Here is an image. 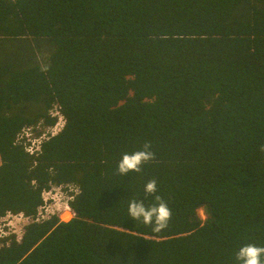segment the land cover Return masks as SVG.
Instances as JSON below:
<instances>
[{
	"label": "trees",
	"instance_id": "trees-1",
	"mask_svg": "<svg viewBox=\"0 0 264 264\" xmlns=\"http://www.w3.org/2000/svg\"><path fill=\"white\" fill-rule=\"evenodd\" d=\"M262 146L264 0H0V216L78 187L74 217L1 238L0 264H238L264 246ZM156 195L161 231L127 210Z\"/></svg>",
	"mask_w": 264,
	"mask_h": 264
},
{
	"label": "clouds",
	"instance_id": "clouds-1",
	"mask_svg": "<svg viewBox=\"0 0 264 264\" xmlns=\"http://www.w3.org/2000/svg\"><path fill=\"white\" fill-rule=\"evenodd\" d=\"M62 124H63V121L59 124V126L57 125V122H56L52 126L45 127L44 134L46 132L45 130L58 129L54 131L53 133H51V135L55 134L57 131H59ZM22 132H25V130ZM25 142L26 140L24 139V143ZM34 148L37 149V146H35ZM261 150H264V146H262ZM153 158H154V153L150 150V144L146 142L143 145L142 149L136 150L132 153L122 154V157L118 161V164H117V171L121 175H127L129 172L139 173L141 171V166L144 163L152 160ZM77 190H78V187L71 185V184L51 183L48 188H45L41 191L42 202L38 205L34 215L26 216L24 215L23 212L14 213V212L8 211L12 213L13 216L8 217L7 219H2L3 221L2 225H11L10 232H13L14 230L18 228H22L23 230V226L28 223L39 222L45 219L48 220L51 218V216H54V215L57 216L59 220L66 221V220H63L62 216L60 215L63 213L64 210H66L72 213L73 215L72 217L75 216V211L71 207L70 201L73 199L74 193L77 192ZM156 190L157 189H156L155 179H152L146 182L144 186V193L146 196L156 193ZM48 195L50 196L48 197ZM154 198L157 203L152 204V205H147V206L145 205L143 200H138L135 198L130 200L128 203V209H127L128 216L132 217L134 221L139 220L145 225H152L154 231H161L163 228L167 226V223L171 217V210L167 206V203L163 201L159 195H156ZM52 205H58L56 210H52L55 214L54 213L50 214V211L48 210V207H51ZM8 212H6L5 215ZM12 219H14L13 224H8V222H4L8 220L11 221ZM10 235L11 234H8L7 236H10ZM20 236L21 235L19 234V236H16V238L19 239ZM3 237H6V236H3ZM262 257H264V246H258V245L251 244V243L241 246L238 249V251L235 253V260L238 262V264H264V259H262Z\"/></svg>",
	"mask_w": 264,
	"mask_h": 264
},
{
	"label": "rangeland",
	"instance_id": "rangeland-1",
	"mask_svg": "<svg viewBox=\"0 0 264 264\" xmlns=\"http://www.w3.org/2000/svg\"><path fill=\"white\" fill-rule=\"evenodd\" d=\"M62 121H63V119L60 116L59 119H58V121H57V125L59 126V124ZM38 129L40 130V128H38ZM42 129H44V128H42ZM56 130H58V129L45 130L46 132H45V134L43 133V135H46V136L51 135V133H53ZM25 134H26V136H25ZM21 136L27 141V143H26V146L27 147H29V146L35 147L36 144H37V140L39 138L36 131H32L31 129L29 130L27 128L25 129V132H22ZM35 136L38 137V138H36ZM49 196L50 195H48V197ZM58 205H52L51 207H48V210L50 211V214L54 213L52 210H56V208L58 207ZM60 210H62V209H60ZM43 213H44V211H43ZM198 213H199V216L202 219L205 218L206 215H205V213L203 212L202 209H198ZM60 216H62V219L63 220H67V219L71 218L73 215H72L71 212L64 210L63 213ZM2 217L5 218V215H3ZM9 221L10 220L4 221V222H9ZM13 223H14V219H12L10 221V224H13ZM2 224H3V221L0 219V238H3V236H7L8 234H13L14 236H19V234L21 235L22 228H18L16 230H14L13 232H10L11 231L10 230L11 225H2Z\"/></svg>",
	"mask_w": 264,
	"mask_h": 264
},
{
	"label": "built area",
	"instance_id": "built-area-1",
	"mask_svg": "<svg viewBox=\"0 0 264 264\" xmlns=\"http://www.w3.org/2000/svg\"><path fill=\"white\" fill-rule=\"evenodd\" d=\"M27 149V151L29 152V153H32V152H34V148L33 147H27L26 148ZM13 216V214L12 213H10V212H8L6 215H5V218H3V217H0V219L2 220V219H7L8 217H12ZM8 224H10V222H8Z\"/></svg>",
	"mask_w": 264,
	"mask_h": 264
}]
</instances>
